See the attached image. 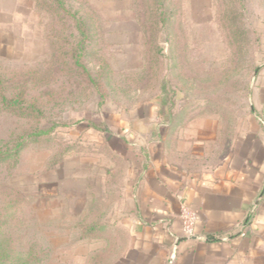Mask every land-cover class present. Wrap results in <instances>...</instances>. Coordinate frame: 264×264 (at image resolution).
Masks as SVG:
<instances>
[{"label": "rangeland", "instance_id": "1", "mask_svg": "<svg viewBox=\"0 0 264 264\" xmlns=\"http://www.w3.org/2000/svg\"><path fill=\"white\" fill-rule=\"evenodd\" d=\"M244 1L246 11L238 0L227 8L210 0H174L178 17L169 35L156 36L165 57L155 55L151 64L143 0H64L61 6L53 0H0V150L34 128L53 127L0 161V264H103L104 249V264L113 257L120 258L113 264L127 263L135 238L125 227L129 201L124 188L134 175V162L142 159L133 145L149 136L132 133L162 124L152 117L153 104L165 113L168 104L161 103L167 95L173 111L200 103L204 116L223 113L221 125L247 123L241 86L231 87V80L213 85L237 64L245 81L253 54L258 64L264 59V0ZM225 13L260 34L259 54L252 37H230L236 23L231 27ZM238 42L243 49L237 55ZM173 63H178L175 69L168 67ZM159 73L169 74L173 83L164 98ZM183 75L203 82L199 94L183 84ZM1 98L20 102L6 108ZM109 136L122 139L131 152L110 143ZM99 211H105L100 224L120 228L88 231ZM263 219L252 221L258 230L253 228L229 264H264ZM97 251L99 258L87 262Z\"/></svg>", "mask_w": 264, "mask_h": 264}, {"label": "crops", "instance_id": "2", "mask_svg": "<svg viewBox=\"0 0 264 264\" xmlns=\"http://www.w3.org/2000/svg\"><path fill=\"white\" fill-rule=\"evenodd\" d=\"M259 67L251 76L247 101L251 112L244 126L227 129L219 117L209 115L183 125L167 122L144 127L145 132L129 131L136 137L137 133L149 136L133 145L138 152L134 154L143 160L134 162V175L124 188L129 201L125 227L135 238L126 264H168L172 258L174 264H229L240 255L238 246L258 228L252 221L261 224L264 59ZM153 105L152 117L162 120L166 112L158 102ZM122 145L130 150L128 144ZM182 204L197 217L195 235L189 239L181 231ZM220 233L230 236L207 240Z\"/></svg>", "mask_w": 264, "mask_h": 264}, {"label": "trees", "instance_id": "3", "mask_svg": "<svg viewBox=\"0 0 264 264\" xmlns=\"http://www.w3.org/2000/svg\"><path fill=\"white\" fill-rule=\"evenodd\" d=\"M55 2H57L60 6L61 4H63L64 0H53ZM145 3V5L147 6L145 11H144V17L146 16V21L148 22V27H149V32L151 34V37L148 36L149 40H147V42L145 43V45L148 46L147 51L149 50V52H151L154 57H152L150 59V63L152 64L154 61H157L155 58L156 57H165V52L163 50V47L159 46L158 44V40H156V36L161 35L163 32H165L166 34L169 33L170 28H172V24L175 22V20L177 19L178 16L177 13L179 11V3H175L174 0H143ZM212 2L213 6H225L226 8L228 6H231L232 4H234L232 2V0H210ZM181 4V3H180ZM237 5H239L240 7L245 8V11L247 10V5L245 4L244 0H238ZM63 7V5H62ZM223 19L226 22H229V25L232 27L234 25V23H236L235 25V29L233 31H230L231 35L230 37H232L233 39H237V41H239V39L242 40V38H244L245 36H250L253 38L252 41V48H254V52L256 53H260V46H261V36L259 33H256V31L254 29L251 30H247L248 28H246L248 25H245V29L240 27V24L242 22L241 18H237L235 15L230 14V13H225L223 15ZM247 20V19H246ZM79 20L76 21V25H78ZM239 26V27H238ZM79 28V27H78ZM169 35V34H168ZM87 36V35H86ZM236 50H237V55L241 53V50L243 49V47L240 45V42L236 43ZM170 46H168L167 48H169ZM161 61V60H160ZM178 63H173V64H169L168 67H171V69H175V66L177 67ZM162 66V64H161ZM242 66L240 67V64H237L236 67L230 71V73L224 74L223 77H221V74L218 76L217 81L213 82V85L217 86H221L225 83L228 82V80H231L230 86L233 87H237V86H241L240 91L244 93L243 98L247 104L248 101V96H249V91H250V84H251V76L253 74H257L260 71V67L259 64L255 61V55L253 54V56L251 57L249 66L247 65L246 67V72L248 73V77H246L245 81H243L241 79L240 76H242V72L243 70L241 69ZM159 71V70H158ZM157 73V72H156ZM155 75V74H154ZM240 75V76H239ZM234 76H236V80L232 81L233 78H235ZM197 77V76H196ZM157 80L158 81V85H159V91L160 94L164 93V91L167 90V88L169 86H173V83L170 82V80H172L170 78L169 74H161L159 73V75H157ZM195 78V77H194ZM183 84L184 83H189L190 87L188 88L190 91L196 92V93H200V85L203 84V82H201L200 80L196 79H189V78H185L183 75V79H182ZM179 83H176V85H178ZM182 84V85H183ZM174 90V89H173ZM170 91L171 92V97L176 95L175 91ZM236 93L239 92L238 89L235 90ZM162 98H164L163 94L161 95ZM18 100H6L4 98H1V102L4 104V106L6 108H11L12 106L15 105V103ZM22 101V100H21ZM20 102V100L18 101ZM168 104V108L166 111V114L164 116V118L162 119V124H166L167 122L169 124H173L178 120L179 122H182L181 125H183L185 122L190 121L192 119H195L197 117H202L204 116V110H201L199 107L203 106L202 104L198 103V105H196L194 103V105H189V104H184L183 108H179L175 111H173V103H171V99H168L167 95H165L163 104ZM212 103L214 104L215 101H212ZM200 111L201 112H196L195 111ZM21 111L24 113L27 110L22 107ZM247 111L248 113L251 112V109L249 107V105H247ZM210 114H217L219 116V119L222 120V115L223 113L220 112H216V110H214L213 113ZM180 120H179V119ZM183 119V120H182ZM93 127H96L95 125H92ZM235 124H225L223 125V127H226L227 129L233 128L235 127ZM53 130V127L49 128V129H41V128H34L32 131H30L29 133H26L25 135H22L17 141H15L12 145L10 149H7L5 151L0 150V161H4L10 157H12L13 155H15L18 151H20V149L23 148V145L26 142V139L29 140H35V139H39L43 136H47L50 134V132ZM108 136V135H107ZM109 142L110 143H114L113 145H122V143L124 142L122 139L116 137V136H109ZM224 143V142H222ZM124 144V143H123ZM113 147V146H112ZM124 146L122 147V150H124ZM127 153H130L131 150H126ZM125 161L131 162L133 161L130 157H125ZM119 183V181H117ZM114 182H109L108 185H112ZM105 214V211H99V213H97V219L95 222H93V225L88 227V231H98L101 230L102 228H112V229H118L119 226H117L116 224L112 223L111 225H105L104 223L100 224L98 222V219L100 217H102ZM223 236H230L229 233H225V234H218L217 236H212V237H207L208 241H217V237H223ZM104 239V238H103ZM105 241L107 240V238L104 239ZM104 251L105 249L102 251L101 250V257L103 258L102 260L105 263V258L107 257V255H104ZM96 256L95 257H91V259H87V262H94L99 258L100 255V251L95 252ZM116 257H113V260H111V262H109V264H113V262H116L115 259ZM102 261V262H103ZM103 263V264H104ZM92 264V263H91Z\"/></svg>", "mask_w": 264, "mask_h": 264}, {"label": "built area", "instance_id": "4", "mask_svg": "<svg viewBox=\"0 0 264 264\" xmlns=\"http://www.w3.org/2000/svg\"><path fill=\"white\" fill-rule=\"evenodd\" d=\"M180 222L183 237L187 239L194 237L197 222L196 213L183 204L180 206Z\"/></svg>", "mask_w": 264, "mask_h": 264}, {"label": "water", "instance_id": "5", "mask_svg": "<svg viewBox=\"0 0 264 264\" xmlns=\"http://www.w3.org/2000/svg\"><path fill=\"white\" fill-rule=\"evenodd\" d=\"M164 42V41H163Z\"/></svg>", "mask_w": 264, "mask_h": 264}]
</instances>
